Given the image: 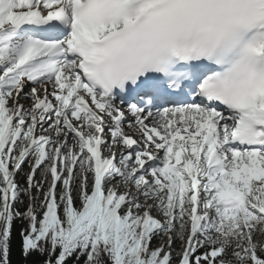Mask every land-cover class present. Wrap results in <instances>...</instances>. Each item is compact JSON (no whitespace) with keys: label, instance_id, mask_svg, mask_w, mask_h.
Here are the masks:
<instances>
[{"label":"snow or ice","instance_id":"1","mask_svg":"<svg viewBox=\"0 0 264 264\" xmlns=\"http://www.w3.org/2000/svg\"><path fill=\"white\" fill-rule=\"evenodd\" d=\"M0 264H264V0H0Z\"/></svg>","mask_w":264,"mask_h":264}]
</instances>
